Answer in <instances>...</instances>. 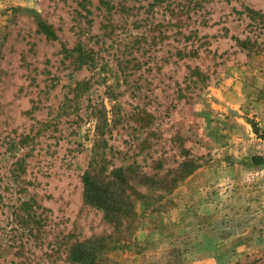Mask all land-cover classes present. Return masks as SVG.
I'll return each mask as SVG.
<instances>
[{
    "label": "rangeland",
    "instance_id": "374dc122",
    "mask_svg": "<svg viewBox=\"0 0 264 264\" xmlns=\"http://www.w3.org/2000/svg\"><path fill=\"white\" fill-rule=\"evenodd\" d=\"M263 138L264 0H0V264H74L79 243L98 264H264ZM93 156L202 166L116 226L83 198Z\"/></svg>",
    "mask_w": 264,
    "mask_h": 264
},
{
    "label": "trees",
    "instance_id": "16d2710c",
    "mask_svg": "<svg viewBox=\"0 0 264 264\" xmlns=\"http://www.w3.org/2000/svg\"><path fill=\"white\" fill-rule=\"evenodd\" d=\"M103 1V0H102ZM106 5V2H104ZM254 13V11H251ZM37 30L44 35L49 41H57L58 35L52 26L44 21L37 23ZM239 42V41H238ZM242 46L246 41L239 42ZM78 52L79 56L74 60V65L78 68L93 66L94 59L86 57L82 54L80 47L70 51ZM67 53V51H66ZM198 51L192 50L189 53L180 52L181 58L195 57ZM94 67V66H93ZM95 69V68H93ZM137 74H124L126 78L132 79ZM194 75L198 78L207 80V76L195 69ZM264 139V138H263ZM100 157V156H97ZM254 164H263V159L260 157L253 158ZM92 157L89 170L83 175V198L86 204L91 205L104 213V217L108 222H113L116 226L123 223L129 225L134 221L136 214V203L134 198L142 199L144 194L139 191L141 188L148 190H158L163 196L173 192L187 177L192 175L197 169L201 168V164L193 159L182 162L175 170L168 171L163 177H149L144 174H138L132 166L114 168L109 173L106 167ZM89 244V243H88ZM79 243L70 251V261L74 264H98L97 251L99 250L91 243ZM93 247V248H90Z\"/></svg>",
    "mask_w": 264,
    "mask_h": 264
}]
</instances>
